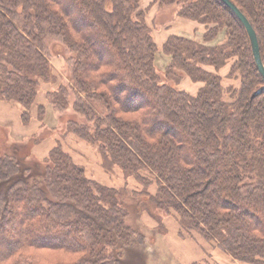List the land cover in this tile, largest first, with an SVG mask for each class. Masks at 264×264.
Returning a JSON list of instances; mask_svg holds the SVG:
<instances>
[{
	"label": "trees",
	"instance_id": "1",
	"mask_svg": "<svg viewBox=\"0 0 264 264\" xmlns=\"http://www.w3.org/2000/svg\"><path fill=\"white\" fill-rule=\"evenodd\" d=\"M69 1L0 0V101L19 107L28 124L39 87L56 78L52 50L67 52L68 86L48 101L64 111L73 97L84 121L71 120L65 134L98 146L106 168L143 189L96 182L60 142L42 160L5 149L0 264H41L35 255L42 251L70 256L56 264H128L135 252L141 264L145 237L129 224L130 195L234 261L264 264V80L242 23L220 0H155L208 26L205 42L227 30L217 46L171 35L160 47L141 0ZM231 1L256 31L264 63V0ZM76 3L93 29L72 20ZM160 50L170 57L167 80L156 67ZM184 79L199 84L194 93L181 87Z\"/></svg>",
	"mask_w": 264,
	"mask_h": 264
},
{
	"label": "rangeland",
	"instance_id": "2",
	"mask_svg": "<svg viewBox=\"0 0 264 264\" xmlns=\"http://www.w3.org/2000/svg\"><path fill=\"white\" fill-rule=\"evenodd\" d=\"M61 2L63 4L71 3L69 0H61ZM141 5L145 10L147 24L153 30V36L156 43H160L161 45H163L171 35L179 36L177 34L167 33L171 35L165 38V31L170 29V25L174 23V20H176L177 18L181 19V17H179L178 15L179 7L167 6L162 8L158 6L155 0H141ZM82 9L83 8L80 6V3H76V5L72 6V20L75 23L81 22V24L88 27L87 29H93V23L91 19H80L79 14L83 12ZM196 23L197 25H199V28L203 30V41L198 42L192 38H185L191 39L200 44H206V46H217L226 42L227 30L224 28H220L215 37L210 38L209 36L207 39L208 42H205V33L208 26H205L198 22ZM49 45L51 47H54L60 44H58L57 42H50ZM56 52L58 51L54 52L52 50V55L50 58L54 75L56 76L55 79L53 78L55 81L52 80V82L54 81V84H51V82L46 84L42 83V85L39 87L37 96L38 98L36 99L35 106L31 111V120L28 124H24V126H29V124L33 121L32 114L33 110H35L34 113H36V117H34L35 121L34 123H32V126H30L31 133L28 131L25 132L24 136H20L18 134V137H14L13 133H9L7 129L0 126V156L3 157L8 155L6 154L5 149L11 147L12 151L9 152H14L17 158L23 159L24 157H26L29 161V158L31 157L27 156L32 155V157L38 159L34 154L35 147L39 146L49 139H53L55 140V143L53 142V145L56 146L57 142H60L63 145L64 150L71 156L74 163L77 166L82 167L89 178L110 188H127L129 192L133 191V189L142 191L143 187L139 189V187L134 186L135 184L133 185V179H126L124 177V174L115 167L114 169L109 170L104 166L103 156L98 146L91 145L85 142L84 140L78 138L75 134L70 133L69 135L67 134L68 136L65 134L68 130L67 124L71 120L76 122H83L84 120L73 112V97L68 99V101H70V105L67 110L64 111H58L57 108H54V106H52V104L48 101V95L54 90L58 89L59 85L67 87L70 79L67 65V60L69 58L68 53H63L62 50L60 51V53ZM159 73L163 76V80H167L165 77L166 69L163 71H159ZM229 81L231 83L233 82V79ZM183 82H185V79L181 81L180 85ZM142 103L146 104V99H142ZM39 105H43L44 108L42 114L43 121L38 118ZM37 137L42 139V142H40V144L39 142H35ZM13 144L14 146H17V148L15 147L13 149ZM46 148L47 147H45L44 149ZM46 150H40L39 152H46ZM33 165L35 166V164H32V166L26 165V167L32 169ZM128 180H130L131 184L127 182ZM207 193H209V188L206 191H202L201 193L196 194V199L204 200ZM130 196L128 197V199H126V203H128L127 205L131 209L132 213V217H129L128 219L129 224H132L135 228L139 229V231L145 237L144 242L139 244L142 247V253H144L145 256V259L143 257V262H141V264H144V260H146V264H188L185 256V252L188 251V245L185 242L186 240H192V242L197 244L199 249H201L204 254H206L207 252L210 253L208 259L204 261H207L210 264H219L218 262H216L214 257L211 256V254L215 255L214 251L211 252L205 245L199 244L194 240L196 239L195 235H197V233L190 236L189 234L181 232L179 222L175 216H165L164 213L155 210L149 204L148 206L143 203L139 204V201L131 200L132 198H130ZM136 205H138V207H140L141 205L144 209H141L140 211V208H138V210H135L134 212L133 207H136ZM175 234H177V237L175 236ZM13 237L14 236H9L8 238L12 240ZM202 242L209 246V248L211 249L212 247H215L213 244L205 240H203ZM134 248L135 250H139V247ZM220 251L224 253L222 250ZM134 254L135 252L125 257V259L128 260V264H137L138 259ZM35 257L41 264H56L57 262L67 263L70 260V256L51 251H42L38 253L36 252Z\"/></svg>",
	"mask_w": 264,
	"mask_h": 264
},
{
	"label": "crops",
	"instance_id": "3",
	"mask_svg": "<svg viewBox=\"0 0 264 264\" xmlns=\"http://www.w3.org/2000/svg\"><path fill=\"white\" fill-rule=\"evenodd\" d=\"M165 33H166L165 38L171 35L167 33H172V34H177L181 37H188V38L195 39L198 42L203 41L202 39L204 35L203 30L199 28V25H197L196 22H192L190 20L188 21L182 18L181 19L177 18L176 20H174V23L170 25V29L166 30ZM157 44L160 47L162 46L160 43H157ZM169 62H170V57L165 55L160 50L156 58L157 69L159 71L165 70ZM181 87L188 92L194 93L196 89L199 87V84L197 85L189 80H185V82L181 84ZM0 107H1L0 108V126L7 129L9 133H13L14 137H18L17 136L18 134L20 136H24L25 132H28V131L31 133L30 126H32V123H34L35 121L34 120V117H36V113H34L35 110H33V114H32L33 121L29 124V126H24L21 120V111L19 107H17L15 104L3 102V101H0ZM53 142L55 143V140L49 139L43 142L42 144H40L39 146H36L34 149L35 156L39 160L44 159L48 155L49 151L54 147ZM45 147H47L46 148L47 150L44 149ZM40 150H46V152L44 151L45 153L44 152L40 153L39 152ZM175 236L177 237V234H175ZM195 236H196L195 237L196 239H194L195 241H197L199 244L205 245L211 252L214 251L215 255L211 254V256H213L216 262H218L219 264H244L241 262L234 261L229 256H227L225 253H222L216 247H214L215 250L212 246H211L212 249L209 248V246H207L205 243L202 242L203 240L200 236L198 235H195ZM185 242L188 245V251L185 252V256H186L188 264L195 263L197 261H204L208 259L209 254H210L209 252L204 254V252L201 251L198 245L192 242V240H186Z\"/></svg>",
	"mask_w": 264,
	"mask_h": 264
},
{
	"label": "water",
	"instance_id": "4",
	"mask_svg": "<svg viewBox=\"0 0 264 264\" xmlns=\"http://www.w3.org/2000/svg\"><path fill=\"white\" fill-rule=\"evenodd\" d=\"M220 1L224 3L234 13V15L238 18V20L242 23L243 27L245 28L250 39L254 62L256 64L258 72L264 80V63L261 57L257 34L253 26L251 25L248 18L243 14V12L231 0Z\"/></svg>",
	"mask_w": 264,
	"mask_h": 264
}]
</instances>
